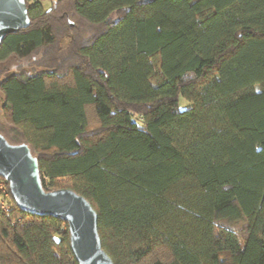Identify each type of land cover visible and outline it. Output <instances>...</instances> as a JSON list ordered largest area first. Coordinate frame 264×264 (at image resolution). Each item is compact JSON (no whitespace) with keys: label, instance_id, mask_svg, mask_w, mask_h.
Listing matches in <instances>:
<instances>
[{"label":"trees","instance_id":"trees-1","mask_svg":"<svg viewBox=\"0 0 264 264\" xmlns=\"http://www.w3.org/2000/svg\"><path fill=\"white\" fill-rule=\"evenodd\" d=\"M25 3L0 134L43 188L90 202L113 264H264V0ZM0 264H78L67 223L12 200Z\"/></svg>","mask_w":264,"mask_h":264},{"label":"water","instance_id":"water-1","mask_svg":"<svg viewBox=\"0 0 264 264\" xmlns=\"http://www.w3.org/2000/svg\"><path fill=\"white\" fill-rule=\"evenodd\" d=\"M29 16L25 0H0V42L5 35L25 28ZM0 176L16 206L29 214L49 215L68 225L69 244L78 264H113L103 250L97 230V213L77 192L45 190L37 158L26 143H11L0 134Z\"/></svg>","mask_w":264,"mask_h":264},{"label":"built area","instance_id":"built-area-1","mask_svg":"<svg viewBox=\"0 0 264 264\" xmlns=\"http://www.w3.org/2000/svg\"><path fill=\"white\" fill-rule=\"evenodd\" d=\"M12 196L7 181L0 176V213L6 212L11 206Z\"/></svg>","mask_w":264,"mask_h":264},{"label":"rangeland","instance_id":"rangeland-1","mask_svg":"<svg viewBox=\"0 0 264 264\" xmlns=\"http://www.w3.org/2000/svg\"><path fill=\"white\" fill-rule=\"evenodd\" d=\"M17 64H18V62L16 60L11 59V60L5 62L4 64H2L1 68L10 69L12 66L17 65ZM188 104L189 103L185 99H183L182 97H179V107L180 108H185L188 106ZM0 119L1 120L4 119L1 110H0Z\"/></svg>","mask_w":264,"mask_h":264}]
</instances>
